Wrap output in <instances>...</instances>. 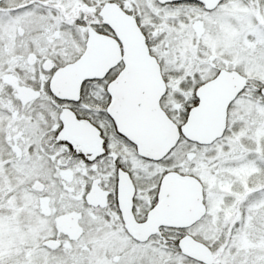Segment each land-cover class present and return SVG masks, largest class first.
<instances>
[{
  "label": "snow or ice",
  "instance_id": "6c2138e0",
  "mask_svg": "<svg viewBox=\"0 0 264 264\" xmlns=\"http://www.w3.org/2000/svg\"><path fill=\"white\" fill-rule=\"evenodd\" d=\"M0 264H264V0H0Z\"/></svg>",
  "mask_w": 264,
  "mask_h": 264
}]
</instances>
